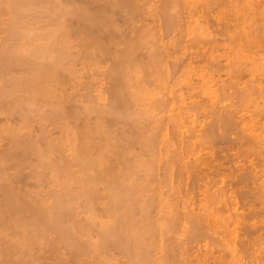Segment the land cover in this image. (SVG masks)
I'll use <instances>...</instances> for the list:
<instances>
[{
  "label": "bare ground",
  "instance_id": "1",
  "mask_svg": "<svg viewBox=\"0 0 264 264\" xmlns=\"http://www.w3.org/2000/svg\"><path fill=\"white\" fill-rule=\"evenodd\" d=\"M77 1L79 2L77 3ZM77 1H75L76 3H74L71 0H0V29H3V32H5L4 38L2 37L3 42L0 41V43H2L0 44V83H2L1 81H6V84H0V97H2L0 98V264H107L108 261H115V264H191L192 261L190 259L188 260V258L186 259V256L184 259L182 252H184V254L186 255L185 250L182 251L181 248H177V250H181L180 253L175 250L174 246H178L175 245L177 242L174 244H158L163 242L162 239H166L167 233L169 231L174 230L173 221H178L176 217V213L178 212L177 206L172 205L169 198V201H165V199L164 201H168L170 205L176 208H170L172 212L177 211L175 213L176 215H174V213L171 214V211L167 215H164L165 213H163V211L169 209L168 206H170L168 202V204L166 203V208V206L163 204V201L161 202L164 206H160L159 201L156 200L157 202H159V204L154 201L156 194L155 187L157 185H155V183V187H153V180L151 179L153 175L157 177L156 173H154V167H156L155 165L158 159H161V157L158 158V156H156L158 155L156 147L161 141H163L162 137L164 134L162 133V129L164 127H162L161 125V123L163 124L161 120L165 117H161V119L159 120L160 117H158L157 114L156 116L158 118L153 119L155 115L153 116V118L151 117V113L148 112L150 110L148 104L145 105H148L147 112L149 114H146L147 112L145 109L144 111L142 109L138 110L140 108V105L141 108L143 107V100H145L146 102V95L144 93H147L148 91L146 89L147 84H144V87L143 83L145 82V77H148L149 75H146L144 77L145 79H141L143 77L141 75L142 71L146 70L147 73H150L148 72L150 71L149 68L154 69L160 66L161 63L163 64V61L165 59L162 61V59H160L161 56L159 55H161V53L164 51L159 52V48L157 49L153 47L155 43L152 44V41H154L155 39H151L152 41L149 40L151 38H148L149 36L147 32L149 31L141 32V30L139 32V26L138 29H136L137 31H135V33V29L132 30L133 28L131 27V31L134 34L132 33V36L129 35L130 37L127 35L129 38H126L125 36V38L117 41L115 40V38H119V35L116 34V36L114 33L113 36L115 38L112 37L111 27H113V31H117L118 25L117 23H113V18L111 17L110 12H107V10H105L106 7L108 6L107 9H109L110 11H114L115 8L116 10H119L120 8H123V4L125 6H131L134 3L136 4V1L138 0H90L92 2H95L96 4L98 2L97 9H99V7L101 8V6H99V4L101 3L100 5L103 6L101 10H92L93 8L91 6L89 8L88 3H86L87 1ZM144 1L146 2L147 0ZM217 1L219 0H206V2H210L213 4H215L214 2ZM227 1L228 0H226V2ZM249 1L247 2L248 5L244 0L242 1L245 2L247 6V10L244 9L245 12H248H246V14L243 11V7L245 6L244 3V6L240 4L241 8H238V5H236V8L234 3V5L230 4V8H227V10L230 9L228 11L225 10V7L227 6L222 8L218 7L219 5L223 6L222 3L225 4V2L221 1V4L217 2L218 4L217 6H215L219 8L217 12H220L221 10V15L226 12L225 15H222V17L224 18V16H227V20L226 18H224L226 21H228L226 22L227 24L229 23V20L231 23L233 19L237 23L239 22V24L236 23V25L239 26L238 28H240L239 31L237 30V28H232L233 30L235 29L237 31H233L234 36L231 37L236 38L233 39V41H238L240 39H237V37H241V40L244 39L243 41H245V43L247 44L245 45L247 47L249 46L248 43L251 42L253 44H251V46L253 47L257 46L258 48L260 46L261 48L262 46L263 49H258L264 52V2L259 3L260 0H257L258 3L255 2V4L254 2H252L254 3V6H252L251 1L253 0H251L250 2ZM69 2H72L73 4H70ZM165 2L166 0L164 1V3ZM170 2L174 3L175 5V2L173 0L169 1L167 5L166 3L162 4L163 7L159 6V4L157 3V6L161 7L160 12L164 13L165 11V13H167L166 10L171 9V5L172 8H174L175 6ZM179 2H177V4ZM186 2L188 3V0ZM232 2H235V0H233ZM203 3V6L205 4H208L205 3V0L203 1ZM210 3L208 5L209 7L212 6ZM150 4L148 5V9L150 8ZM129 6L128 9H131L129 8ZM177 6L178 5H176V9ZM231 6L235 7L237 10H234V8ZM152 8L154 9V7ZM184 8L186 9L187 7ZM133 9H136V6ZM44 10H46L47 13ZM192 10H195V12H197L196 8ZM39 11H44V13L47 14L46 18L44 17V20H42L43 17L41 19V15L40 17L36 16V13ZM175 11L178 10H174V12ZM242 11L244 12L243 14H241ZM40 14H42V12ZM148 14L149 13L147 12V16ZM176 14H179V11ZM63 15H66L67 17L64 16L65 18L59 21L58 19H60V17L62 18ZM215 15L213 17H215ZM3 16H5V18H3ZM70 16H73V18H70ZM218 16L220 17V14ZM151 17L150 19H152ZM165 17L167 16L165 15ZM216 18L218 17L216 16ZM67 19H69V21L74 19L73 21H70L73 24L70 23ZM234 20L233 22L235 23ZM43 21H46L47 23H44V25L43 23H41L43 26L38 24L39 26L37 25V27H33L35 26L33 24ZM143 24L145 25V23ZM107 31L110 32L108 33L109 36L107 35ZM118 34H120V32ZM231 43L233 44L232 41ZM143 46H146L147 48H145L149 50L148 55L146 56V61H142L140 60V58H138V51ZM157 46L158 45H156V47ZM251 46H249V48ZM253 50L255 51V49ZM100 56H102L103 59L101 58L100 60L97 58H100ZM106 60H109L110 65H108L109 63L107 64L108 61ZM105 61L108 67L103 69L101 68V66H103V64L101 65V63H104ZM178 62L177 64H179ZM78 63H81L83 66L81 67L80 64L79 67H77ZM172 64L173 62L169 65L171 66ZM262 64H264V61ZM99 67L103 69L102 73L106 69L105 73H103L105 74V76H102L106 78L104 80L107 81H105V84L107 86H101L104 90L107 88V91H105L109 95L108 99H110V103H108L110 105L107 104L109 108L106 107V109L102 108L104 105L102 106V104L98 105L97 102L95 103V101H98V99L101 100V98H95V96H100L99 94L103 91H100L99 89V81L97 82L98 79L95 81L96 77L101 74V72H99L101 71L99 70ZM19 69L20 72L18 71ZM170 69L172 68L170 67ZM86 72L88 75H86L88 80H86V82L84 83H81L82 80H80L79 78H83ZM139 75H141L142 77ZM148 80H146V82ZM150 84L151 83H149V85ZM65 85H68V92L65 89ZM80 87H85V94H77L79 93L78 89H81ZM250 87L252 86H249V89ZM145 89L147 91L143 93ZM95 91L96 95L94 96ZM196 94L199 95V93ZM78 95H81L82 98L84 96V103H87L88 105H75L77 101L82 100V98H79L80 96ZM76 96L79 100H76ZM240 98H242V96ZM190 99L192 101L193 98ZM209 100L210 99L204 100V103L199 99L197 101H201L200 103H203V107H205L204 104H208L206 106L213 108L214 106ZM78 103L80 104V102ZM192 103L194 104L195 102L192 101ZM200 103L197 102L194 105L200 106L201 109H203L202 104ZM155 104L159 105V103L157 102ZM162 104L163 103L160 102V106ZM145 105L144 108H146ZM163 105L165 107L166 104ZM169 105H172V102ZM135 106L136 108L137 106L139 108L134 110L133 108H135ZM160 106L159 108H161ZM259 106L260 105H258L259 110L255 108V111L257 112L258 110V115L263 118L264 113H262L260 110L264 111V107H262L264 105L262 104L260 107ZM167 107L169 106L165 107L166 110ZM200 107H196V109H199ZM169 108L168 110L171 111ZM179 108L177 110H183L181 108L180 110ZM190 112L191 111H189V113ZM142 113L145 115H142ZM173 113L171 114V116L173 115ZM215 113L213 112V115ZM235 113L236 111H228L225 113L224 111L223 113H219L218 111L217 115L215 114L216 116L212 118V120L210 121V123H208L206 129L204 130V133H206V135H202L204 133H201V136H208V138L210 137V139H208L210 141H214L215 143L219 142L223 145L225 144V148L222 149V151L225 150L227 152L226 154H223L222 156L212 157V155L202 156L204 155L202 153L201 156H196L195 158L193 155L194 158H190L193 150L194 152L196 150H192L194 144L191 143V140H188L187 142L193 144L191 146L192 148L189 147L190 143H186V141H184L186 145L189 146L186 147L184 143H181L182 146L178 148V151L180 149L181 150L177 154L176 149H173L175 152L173 150H169V145L173 143L170 142L172 138L169 137V140L164 141L166 154H164L165 159L162 157V159L164 160H162L163 164H160L162 166L161 169L163 170L161 174H166V171L173 166H175V168H178L181 164H184L185 166L187 165L188 167L186 168L182 166L181 167L184 168V170L189 168V170H191L192 172V174L189 172L192 176V179L189 178V175L187 177L191 179V181H189L190 183L188 182V186L192 190L193 188H196V186L201 184V182L204 183L203 181H201L197 185L199 180L202 179H209V183L214 180H218V178L215 179L216 177H219V179L220 177L221 179L223 177H227L228 179H230L231 185H233L232 187H236V190L233 191V194L235 193L236 198L242 200V211H237L239 210L237 209L238 206H236L237 208L233 207L234 210H232L234 212L233 214H230L231 212H228V214L231 215H228V219L233 218V221L231 220V222H233L234 225H238V229L243 231L242 236L244 240L245 238H247V236L249 237L251 234L254 235L256 233L255 236H257L258 234L257 238L261 242V240H264V214L262 213L263 211L259 209L260 207H257L254 200L258 199L259 193L261 195H264V193L262 191V193L259 192V188L262 189V187H257L259 191L256 189V186L259 184H254L258 182V180L257 182L255 181L256 174L259 171L258 169L261 167L260 171L262 172V169L264 170V129L262 130V127L264 128V121H262L263 123L260 122L262 123V127L261 129H258L260 128V126L258 127V125L260 124H253L252 118L249 119V123L248 120H246V117L244 118L243 115L237 116V114ZM176 114H174L175 117H177ZM168 115L170 114L166 115L167 119H170L169 121H171L172 118L174 120L173 122H175V119H181L180 114H178L179 117L177 118H174V116H172V118L171 116H169L168 118ZM245 120L248 122H246V128L243 126L239 131L236 130L239 129L238 127H241L242 124L244 125L243 122H245ZM179 121L181 123L182 119ZM179 121L177 122L178 124ZM33 123H38V130L36 129L37 131H35ZM251 123L253 127L256 125L257 128H255L259 131L256 130L257 132L254 133L255 131L253 132L252 129H248L247 124H249V128H252V126L250 127ZM32 127L34 128V130L31 129ZM54 129L57 130L55 131ZM215 129H222V133L218 135L217 133H215ZM54 131L56 133L58 131L60 136H55L56 133ZM180 132L181 130L179 129V133ZM188 133H190V131ZM233 133L235 134V137L231 136ZM182 134L179 136L183 137ZM191 134H195V132L192 133L191 131ZM179 140L183 141L182 138ZM183 144L185 146H183ZM183 147L185 148V150L182 149ZM158 149L159 148H157V150ZM169 151L173 153H170ZM187 151H189V153ZM190 151H192V153H190ZM186 152L190 155L185 154ZM183 154L188 156L190 160L189 158H186V156H183ZM184 158L186 159V161ZM226 164H228V166ZM225 165L227 167H225ZM179 169L180 171L176 170L178 174H180V172L184 173V170H181L180 167ZM26 170L27 172H23ZM151 172H153L154 174H151ZM176 173L174 175H176ZM177 176L178 175H176V177ZM156 177L154 178L156 179ZM180 177L182 178V176ZM162 179H159L160 183L163 182L161 181ZM183 179L184 178H182L181 182H183ZM257 179L260 178L257 177ZM165 181L166 180H164V184ZM260 181L264 182L262 180ZM184 182L183 185H181L182 188H184V184L187 182V180L185 183ZM252 183H254L253 186L255 188L251 186ZM168 184L166 182V185ZM208 184H206V186H208ZM261 184H263L262 186H264V183ZM53 185L57 188H53ZM190 188L188 190L192 192ZM184 189L186 191V188ZM188 190L187 194L189 193ZM158 192H160V190H158ZM162 192H160V194H162ZM191 192L189 194H191ZM213 192H215V190ZM203 193L204 192H202V194ZM184 194L187 195L186 193ZM261 195L259 196V198L261 197ZM166 197L168 196L166 195ZM188 197H185L187 198V201ZM161 198L163 199V197ZM182 200L183 199L179 198L180 202H182ZM257 201L260 203V199ZM154 202H156V204ZM232 203H237V200H235V202H231V206ZM231 206L230 209L232 208ZM155 207L157 208L155 209ZM163 207H165L166 209L164 210ZM154 209L156 212L153 211ZM200 209V207L198 208V210L194 208H187L188 211L185 213V217L188 218L189 223H191V225L189 224V228L191 227L190 229H194L195 227H197L199 229L197 231L201 233L199 234L197 231H195V233H198L199 236L204 233L203 230L205 227L202 228L201 226H203L205 222V225L207 224L206 226H212L208 223L209 221H213L207 219L210 214L205 215L206 213H200L201 211L205 210L204 206L201 211ZM224 209L225 211L229 210L227 208ZM214 210L216 209L214 208ZM152 211L159 215L156 219ZM211 212H213V210ZM223 215L221 214L220 216ZM175 217L176 220L174 219ZM215 218L216 217L214 216V219ZM218 218L215 219L217 223L221 222L218 220ZM256 218H258L257 222L255 221ZM161 219H165V222L163 221V223H161L160 221L159 223L158 221ZM251 221L255 222L252 223ZM259 222L261 223V225L259 224ZM186 224L187 223L183 224L185 225L184 227H188L186 226ZM215 224L213 226H215ZM257 224H259V226ZM153 227H159L160 229L158 228V230L160 231H158L156 228L154 229ZM184 227L182 228L183 231H189V228L187 229ZM151 228L154 231H151ZM234 228L233 230H231V234H233V231L235 233V230L237 229ZM156 231H158L159 234ZM223 234L225 233L223 232ZM155 235L156 237L159 236L157 238H160L159 241L161 242L156 239ZM251 236L248 240L246 239V241H249V243ZM260 237H262V239H260ZM175 240H173V242H175ZM244 240L242 239L241 243H245V245H247L246 242L243 243ZM253 240H255V238ZM253 240H251V242L255 244L256 240L255 242ZM177 241H179V239ZM238 243L240 242H237V244ZM180 244L181 242L179 243V245ZM240 244H238V246ZM233 245L235 246V244ZM240 246L243 247L242 245ZM227 248H229V246H227ZM244 249H248V246ZM174 250L179 254L176 253L175 255ZM229 250H231V248H229ZM232 251L233 249L231 250V252ZM195 254L194 256H196ZM231 256H233V252ZM122 258L123 260H120ZM199 258L197 257V260L195 259L197 261L196 264H210L208 263V261H206V257V260L203 257V259ZM262 259L264 260V257ZM213 261L219 262L220 258L219 260ZM221 262L222 261H220L219 263ZM192 264H194V262Z\"/></svg>",
  "mask_w": 264,
  "mask_h": 264
},
{
  "label": "rangeland",
  "instance_id": "2",
  "mask_svg": "<svg viewBox=\"0 0 264 264\" xmlns=\"http://www.w3.org/2000/svg\"><path fill=\"white\" fill-rule=\"evenodd\" d=\"M67 1V0H66ZM70 1V0H69ZM72 2H74V3H76L75 1H77V0H71ZM82 0H80V2H81ZM84 2H86V3H88V5H89V8H90V6L93 8H91L92 10H101V8L103 7L102 5H100L99 4V6H101V8L99 7V9H97L98 8V2H97V4L95 3V2H92V1H90V0H83ZM147 1H148V4H147ZM146 2L143 0H138V1H136V4L134 3V4H132L134 7L136 6V9H133L134 7L132 6H129V8H131V9H128V6L126 5H124L123 4V8H118L119 10H116V8H115V10L113 11H110L109 9H107V7H106V9H105V7H104V9L105 10H107V12H110V14H111V17L113 18V23L114 24H116L117 23V31L115 30V31H113L114 29H113V27H111L112 28V32H111V34H112V37H114L113 36V33L116 35H119V38L118 37H114L115 38V40H117V41H120V39H123V38H125V36H126V38L129 36V35H131L133 32L131 31V29L132 30H134V33H135V31H137L136 29H138V26H139V29H138V31L140 32L141 30V32H143V31H149V32H147V34H148V38H150L149 40H151V39H155L154 41H152L153 43L152 44H156V45H158L157 47H156V45L154 44V46L153 47H155V48H159L158 49V51L159 52H161V51H164V52H162L161 53V55H159V56H161V58L160 59H162V61H163V64L161 63V67L160 66H158L157 68H152V69H150L149 68V70L150 71H148V72H150V73H147V71L145 70H143L142 71V76L141 75H139V76H141L142 78L141 79H143L146 75L148 76V77H145L144 79V83H143V86L145 87V85H146V89L148 90H144L143 91V93L145 92V91H147V93L149 94V96H148V94L147 93H144L145 95H146V102H145V100H143L144 101V105L145 104H148L149 105V111L147 110V106L145 105V107L146 108H144V105H142L143 107L141 108V105L138 107L137 106V108H139L138 110H140V109H142L143 111H144V109L146 110V112L148 111L149 113H151V117L153 118V116H154V118L153 119H157L158 117H160L159 118V120L161 119V117H165V118H162V120H165V121H162L161 120V122H163V124L165 125V126H167V127H165L162 123H161V125H162V127H164L162 130V133L164 134L163 135V137H162V139H163V141H161L159 144H158V146L156 147V151H157V154L158 155H156V156H158V158L159 157H161V159H158V161H157V163H156V167H154V169H155V171H154V173H156V175H157V177L156 176H154V177H156V179L153 177H151V179L153 180V182H152V186L153 187H155V185H161V187H160V185L157 187H155L156 188V194H155V199H154V201H159L160 202V206H166V203L170 200V203L172 204V205H174V206H177V211H175V212H172V210L170 209V208H175V207H173L172 205H170V203H169V205L170 206H168V208L170 209H167V210H165L166 208H167V206H166V208L165 207H163L164 208V210L167 212H165V211H163V213H165L164 215H167L170 211H171V214L172 213H174V215H180V216H177L176 215V217H177V219H178V221L176 220V217L174 218L176 221L174 222L173 221V226H174V230L173 231H169L168 233H167V237H166V239H162L163 240V242L162 243H158V244H163L164 245V243H169V244H174V243H180L181 242V244L179 245V243L177 244H175V245H178V246H181V247H178V246H174V248H175V250H177V248H181V250L182 251H186L185 253H186V255L184 254V252H182L183 253V256H184V259H185V256H186V259L188 258V260L190 259L191 261H192V263L194 262V264H196L197 263V257L199 258V257H201V258H199V259H205V257H206V261H208V263H210L211 264V262H212V264H264V260L262 259L263 257H264V240H261V242L259 241V239L257 238L258 237V234H257V236H255L256 235V233L254 234V235H250L251 236V239H250V243H249V241H246V239L248 240L249 238H250V236L248 237L247 236V238H245V240H244V238H243V236H242V234H243V231L242 230H240V229H238V225H234L233 224V222H231V220L233 219H228V212L230 213V214H233V207H236V206H238V208L237 209H239V210H237V211H242V200H239V198H236V195H235V193L233 194V191L234 190H236V187L234 186V187H232L233 185H231V181H230V179H228L227 177L225 178V177H223L222 179H221V177H220V179H219V177H216L215 179H217L218 178V180H214V181H212L211 183H209L208 181H209V179H202V180H199V182L197 183V185L201 182V181H203L204 183H202L201 182V184H202V186H201V184H199L198 186H196V188H193V190L188 186V182L189 181H191V174H192V172H191V170H189V168H187V169H185L186 170V172H185V170H184V168H182V167H188L187 165L185 166L184 164H181L179 167L181 168V170H184L183 172L184 173H182V172H180V174H178V172L176 171V170H179L180 171V169H179V167L178 168H175V166H173V167H171L170 169H168L167 171H166V174L164 173H162L161 174V172H163V170L161 169L162 168V166L160 165V164H163V159H162V157L165 159V157H164V154H166L165 153V148H164V141L166 140H169L170 138H172V140H170V142L172 143L171 145H169L170 146V148H169V150H177V154H178V152L181 150H179L178 151V148H180L181 146H182V144L181 143H184L185 145H186V143H190V142H187L188 140H191V143H193V144H189V145H186V147H191L192 145L195 147H191L192 148V150L193 149H196L195 150V152H194V150H193V153H192V151H190V153H192V155H191V157L190 158H192L193 157V155H194V157L196 158V156H201L202 155V153L204 154V155H202V156H209V155H212V157L214 156V157H217V156H222L223 154H226L227 152L224 150V151H222V149H224L225 148V144L223 145L222 143H215L214 141H210V140H208V139H210V137L208 138V136H206V137H204V136H201V133H204V130L206 129V127H207V125H208V123H210V121L212 120V118H214V116H216L217 115V113H218V111H219V113H223V111H224V113L225 112H228V111H232V112H235L236 111V113L235 114H237V116L239 115H243L244 116V118L246 117V120H248V122H249V119H253L254 120V118H255V120L253 121L252 120V123L253 124H260V125H258V127L260 126V128H258V129H261V127H262V121H264V117L262 118L261 116H259L258 115V105H264V68H263V66H264V64H262L263 63V61H264V52H262V50L260 51L259 49H263V47L261 46V48H260V46L257 48V46H251V42H247L248 43V45L249 46H251L250 48H249V46L247 47L246 45V43H245V41H243V40H241L242 38L240 37V38H238L237 37V39H240V40H234L233 41V39H236L235 37L233 38V37H231V36H234L233 34H234V30L232 29V28H237V30L239 31L240 30V28H238L239 26L238 25H236V21H235V23L233 22V20L231 21V23H230V20H229V23L227 24L226 22H228V21H226L227 20V16L225 17L224 16V18H226V20L222 17V15H225V13L226 12H224V14H222L221 15V10H220V12H217L218 11V9L221 7H225V6H227V7H225L226 9L225 10H227V8H230V4L232 5L233 3L235 4V7H236V5H238V8L240 7L241 8V5L240 4H242L243 5V3L245 4V2H246V4H247V2L249 1H247V0H244L245 2H242L243 0H235V2H232L233 0H228L227 2H226V0H221L222 2H225V4L224 3H222L223 4V6L221 5H219L218 7L219 8H217L216 6H217V2H219V1H217V2H214L215 4H213V3H210V2H206V0H205V3H208V4H205L204 6H203V1L202 0H188V3L186 2L187 0H173L174 2H175V5H174V3H172V2H170V3H172L175 7L174 8H172V5L170 6V8L171 9H167L166 10V12L167 13H165V9L163 10L164 11V13H162V12H160V10H161V7H163L162 6V4H165L168 0H166V2L164 3V1L165 0H147ZM153 1V2H152ZM158 1V2H157ZM169 1H171V0H169ZM168 1V2H169ZM180 1V2H179ZM181 1H182V3H181ZM191 1V2H190ZM195 3H194V2ZM209 1V0H208ZM221 1L219 2L220 4H221ZM251 1V0H250ZM249 1V2H250ZM71 2V3H72ZM79 1H77V3H78ZM135 2V1H134ZM138 2V3H137ZM150 2H151V4H150ZM167 2V3H168ZM177 2H179L178 4H177ZM232 2V3H231ZM237 2V3H236ZM252 2H256V3H258L257 2V0H253V1H251V5L252 6H254L253 4L254 3H252ZM261 2H264L263 0H260L259 1V3H261ZM70 3V2H69ZM70 3V4H71ZM90 3V4H89ZM94 5H92V4ZM140 3V4H139ZM146 3V4H145ZM152 3H156L155 5L154 4H152ZM159 4V6H161V7H158L157 5ZM161 3V4H160ZM167 3H166V5H167ZM200 3V4H199ZM209 3L212 5L211 7H209L208 5H209ZM228 3H229V5H228ZM255 3V4H256ZM73 4V3H72ZM143 4H145V5H143ZM150 4V8L148 9V5ZM194 4H195V6H194ZM197 4V5H196ZM233 4V5H234ZM246 4H245V6H246ZM250 4V3H249ZM104 5V4H103ZM166 5H165V8H166ZM176 5H178L177 6V9H176ZM187 7L186 9L183 7ZM200 5H201V7H200ZM216 5V6H215ZM248 5V4H247ZM124 6H125V8H124ZM169 6V5H168ZM197 6V7H196ZM229 6V7H228ZM244 6V5H243ZM242 6V7H243ZM244 6V7H245ZM95 7V8H94ZM152 7H154V9L152 8ZM160 8V9H158V8ZM188 7H189V9H188ZM203 7V8H202ZM207 7V8H206ZM231 7H233V6H231ZM235 7H233L234 8V10L237 8H235ZM243 7V11L245 12V10L244 9H246L247 8V6L244 8ZM155 8H156V10H155ZM169 8V7H168ZM191 8V9H190ZM196 8V11L197 12H195V10L193 11L192 9H195ZM201 8V9H200ZM103 9V10H104ZM133 9V10H132ZM151 9V10H150ZM147 10V11H146ZM148 10H150V11H148ZM169 10V11H168ZM174 10H178L179 11V14H176L178 11H175L174 12ZM187 10V11H186ZM191 10H192V12H191ZM216 10V11H215ZM228 10H230V9H228ZM227 10V11H228ZM237 10V9H236ZM247 10V9H246ZM45 12H46V10H44ZM44 11H39V12H37L36 13V16L37 17H40V15H41V19H42V17H43V19L42 20H44L45 18H46V16H47V12L46 13H44ZM200 11H201V13H200ZM203 11V12H202ZM223 11V10H222ZM232 11V10H231ZM240 11V10H239ZM241 12V14H243L244 12ZM42 12V14H40ZM146 12V13H145ZM147 12L149 13L148 14V16H147ZM151 12V13H150ZM155 12V13H154ZM186 12V13H185ZM195 12V13H194ZM247 12V11H246ZM246 12H245V14H246ZM39 13V14H38ZM153 13V14H152ZM194 13V14H193ZM218 13V14H217ZM239 13V12H238ZM248 13V12H247ZM163 14H165L167 17H165V15H163ZM176 14V15H175ZM189 14V15H188ZM206 14V15H205ZM208 14V15H207ZM215 14H217V15H215ZM220 14V17L218 16ZM244 14V15H245ZM45 15V16H44ZM151 15H152V17H151ZM172 15H173V18H172ZM174 15H175V17H174ZM215 15V17H213ZM67 17L66 15H63V17L61 18L60 17V19H58L59 21L62 19L63 20V18H65V17ZM152 18V19H150V17ZM169 16V17H168ZM216 16L218 17V18H216ZM6 17H8V16H6ZM45 17V18H44ZM221 17H222V19H221ZM3 18H5V16H3ZM70 18H73V16H70ZM170 18V19H169ZM175 18V19H174ZM249 18V17H248ZM256 18V17H255ZM167 19H169V20H167ZM247 19V18H246ZM57 20V21H58ZM65 20V19H64ZM68 21H69V19H67ZM74 19H72V20H70V21H73ZM174 20V21H173ZM216 20V21H215ZM248 20V19H247ZM69 21V22H70ZM169 21V22H168ZM171 21H172V23H171ZM41 23H43V25H44V23H47L46 21L44 22H37L36 24H33V25H35V26H33V27H37V25L38 24H40L41 26H43ZM70 23H72V22H70ZM69 23V24H70ZM75 23V22H74ZM143 23H145V25L143 24ZM73 24V23H72ZM71 24V25H72ZM143 24V25H142ZM233 24H234V26H233ZM237 24H239V22L237 23ZM148 25V26H147ZM39 26V25H38ZM136 26V27H135ZM140 26H142V27H140ZM231 26V27H230ZM132 27V28H131ZM148 27V28H147ZM217 27V28H216ZM227 27V28H226ZM152 28H154V29H152ZM146 29V30H145ZM148 29V30H147ZM151 29V30H150ZM230 29V30H229ZM228 30H229V33H228ZM231 30H232V32H231ZM110 31H111V29H110ZM0 34H2V35H0V41H2L3 42V38H4V36H5V32H3V29L1 30L0 29ZM116 32V33H115ZM120 32V34H118ZM152 32H153V35H152ZM222 32H225V33H222ZM227 32V33H226ZM235 32H237L236 30H235ZM106 33V32H105ZM108 33H110V32H108L107 31V35L109 36V34ZM133 33V34H134ZM146 33V32H145ZM150 33H151V35H150ZM231 33H232V35H231ZM104 34V33H103ZM226 34V35H225ZM106 35V34H105ZM106 35V36H107ZM116 35V36H117ZM128 35V36H127ZM154 35H155V37H154ZM230 35V36H229ZM106 36H104V37H106ZM132 36V35H131ZM153 36V37H152ZM3 37V38H2ZM130 37V36H129ZM128 37V38H129ZM229 37V38H228ZM227 38V39H226ZM231 38V39H230ZM2 39V40H1ZM228 40V41H227ZM247 40H250V39H247ZM151 41H149V42H151ZM228 43H227V42ZM231 41L233 42V44L231 43ZM177 42V43H176ZM230 42V43H229ZM179 43V44H178ZM226 43H227V45H226ZM0 44H2V43H0ZM151 44V45H152ZM229 44V45H228ZM231 44V45H230ZM246 44V45H245ZM176 45V46H175ZM253 45V44H252ZM144 47V48H143ZM143 47H141V49H139V51H138V54H139V56H138V58H140V60H142V61H146V56L148 55V52H149V50L148 49H146L147 47L146 46H143ZM146 47V48H145ZM176 47H179V48H176ZM247 47V48H246ZM253 47V48H252ZM143 48V49H142ZM148 48H149V44H148ZM173 48V49H172ZM211 48V49H210ZM232 48V49H231ZM146 51H145V50ZM160 49H162V50H160ZM208 49V50H207ZM249 50V52H248V50ZM253 49H255V51L253 50ZM257 49V50H256ZM148 50V51H147ZM205 50V51H204ZM216 50V51H215ZM228 50V51H227ZM253 50V51H252ZM141 51H143V52H141ZM171 51V52H170ZM202 51V52H201ZM212 51V52H211ZM252 53H251V52ZM260 51V52H259ZM264 51V50H263ZM173 52V53H172ZM174 52H175V55H174ZM214 52V53H213ZM217 52V53H216ZM147 53V54H146ZM198 53V54H197ZM204 53V54H203ZM207 53V54H206ZM247 55H246V54ZM255 53V54H254ZM260 53V54H259ZM146 54V55H145ZM249 54V55H248ZM141 55V56H140ZM166 56V57H164V56ZM168 55H169V57H168ZM195 55V56H194ZM208 55V56H207ZM214 55V56H213ZM163 56V57H162ZM174 56V57H173ZM201 56V57H200ZM171 57V58H170ZM255 57V58H254ZM98 59H100L101 60V58H102V56H100V58L99 57H97ZM183 58V59H182ZM261 58H263V59H261ZM103 59V58H102ZM144 59V60H143ZM181 59H182V61H181ZM167 60V61H166ZM106 61H108L107 62V64L109 63V60H106ZM106 61L103 63H101V65L103 64V66H101V68H107L108 67V65H110V63L107 65L106 64ZM179 61V62H178ZM173 62V66L171 65H169L170 63H172ZM174 62H175V64H174ZM177 62L179 63V64H177ZM182 62V63H181ZM255 62V63H254ZM99 63V64H100ZM166 63V64H165ZM184 63V64H183ZM251 65H250V64ZM262 65H261V64ZM81 64V63H80ZM79 63H78V66L77 67H79V65H80ZM105 65H106V67H105ZM164 65V66H163ZM81 67L83 66L82 64L80 65ZM189 66V67H188ZM227 66V67H226ZM228 66H230V67H228ZM80 67V68H81ZM169 67V68H168ZM170 67L173 69H170ZM181 67V68H180ZM184 69H183V68ZM254 67V68H253ZM100 67H99V70H101V71H99V72H101V74H99V76H97L96 77V79H95V81L97 80V82L99 81V89H100V91L101 90H103L99 95L100 96H102V97H100V96H98V97H96L95 95H96V91H95V93H94V96H95V98H101V100L100 99H98V101H95V103L97 102V104L98 105H101L102 104V108H105L106 109V107L107 108H109V106H107V104L108 103H110V99H108V97H109V95H108V93L106 92L107 90V88L104 90V89H102V85H103V87H104V85H106L105 83L107 82L106 80H104V79H106V78H104L103 76H105V74H103V73H105V70L103 71V73H102V70L103 69H101ZM163 68V69H162ZM166 68V69H165ZM178 68V69H177ZM259 68V69H258ZM177 69V70H176ZM82 70H84V69H82ZM81 70V71H82ZM162 70V71H161ZM166 70V71H165ZM250 70V71H249ZM255 70H257V71H255ZM19 72H20V69L18 70ZM85 71H86V69H85ZM172 71V72H171ZM244 71H246V72H244ZM84 72V71H83ZM153 72V73H152ZM254 72H258L257 74L256 73H254ZM245 73H246V75H245ZM81 74V73H80ZM140 74V73H139ZM145 74V75H144ZM155 74V75H154ZM165 74V75H164ZM18 75H22V74H18ZM87 72L85 73V75L83 76V78L82 77H80L79 79L80 80H82L81 81V83L83 82H86V80H88L87 79ZM103 75V76H102ZM263 75V76H262ZM153 76V77H152ZM169 76V77H168ZM171 76V77H170ZM244 76V77H243ZM248 76V77H247ZM260 76V77H259ZM8 77V76H7ZM86 77V78H85ZM149 77H151V78H149ZM78 79V80H79ZM149 79V80H148ZM151 79V80H150ZM85 80V81H84ZM101 80V81H100ZM104 80V81H103ZM146 80H148L147 82H146ZM244 80V81H243ZM106 81V82H105ZM259 81V82H258ZM2 83H4V84H6V81H1ZM253 82V83H252ZM2 83H0V84H2ZM100 83H101V85H100ZM149 83H151L150 85H149ZM246 83V84H245ZM145 84V85H144ZM233 84V85H232ZM250 84V85H249ZM235 85V86H234ZM66 86V85H65ZM65 86H64V88H65ZM68 86V85H67ZM67 86H66V91L69 89H67ZM70 86V85H69ZM83 86V85H82ZM107 86V85H106ZM224 86V87H223ZM249 86H252V87H250V89H249ZM232 87H233V89H232ZM81 88V87H80ZM83 88V89H82ZM81 89H78L79 90V93H77V94H85V92H86V90H85V87H82ZM149 88V89H148ZM152 88V89H151ZM201 88H202V90H201ZM226 88V89H225ZM249 90H248V89ZM98 89V90H99ZM196 89V90H195ZM198 89V90H197ZM223 89V90H222ZM245 89V90H244ZM252 89V90H251ZM71 90V89H70ZM248 90V91H247ZM69 91V90H68ZM67 91V92H68ZM83 91V92H82ZM197 91V92H196ZM200 91V92H199ZM232 91V92H231ZM82 92V93H81ZM94 92V91H93ZM105 92V93H104ZM212 93V95H211V93ZM188 93V94H187ZM193 95H192V94ZM196 93H199V95L198 94H196ZM208 93H209V96H208ZM229 93H230V95H229ZM233 93V94H232ZM236 93V94H235ZM246 93H247V95H246ZM102 94V95H101ZM105 94V95H104ZM143 94V95H144ZM151 94V95H150ZM179 94H180V96H179ZM182 94H183V96H182ZM190 94V95H189ZM206 94V95H205ZM214 94V95H213ZM224 94V95H223ZM238 94V95H237ZM241 94V95H240ZM144 95V96H145ZM185 95H186V97H185ZM195 95V96H194ZM201 95V96H200ZM204 97H203V96ZM211 95V96H210ZM229 95V96H228ZM78 96H80L79 98H82V96L81 95H78ZM176 96V97H175ZM217 96V97H216ZM220 96V97H219ZM226 96V97H225ZM242 96V98H240ZM251 96V97H250ZM152 97V98H151ZM171 99H170V98ZM184 97V98H183ZM193 98L192 99V101L193 102H195L194 104H196L197 102L198 103H200L201 101L204 103V100H208V99H210L209 101L210 102H212V105L214 106L213 108H211V107H208V106H206V105H208V104H204L205 105V107H203V103H200V104H202V108L203 109H201V107L200 106H197V105H194L193 103H192V101H191V99L190 98ZM0 98H2V97H0ZM83 98H84V96H83ZM83 98H82V100H83ZM92 98V97H91ZM108 100H107V99ZM144 98V97H143ZM150 98H151V100H150ZM156 98V99H155ZM159 98V99H158ZM167 98V99H166ZM184 100H183V99ZM205 98H207V99H205ZM219 98V99H218ZM222 98V99H221ZM157 99H158V101H160L161 103H163V104H166L165 105V107L166 106H169V107H167V110H168V108L171 110V111H167L166 109H165V107H164V105L162 104L161 106H160V102H158L157 101ZM162 99V100H161ZM179 99V100H178ZM195 99H196V101L199 99V100H201V101H195ZM214 99V100H213ZM241 99V100H240ZM76 100H79L78 98H77V96H76ZM77 101L76 103H75V105H77L78 104V106L80 105V106H84V105H88L87 103L85 104L84 103V100L83 101ZM163 101V102H162ZM167 101H170V102H167ZM186 101V102H185ZM189 101V102H188ZM209 101H208V103H209ZM224 103H223V102ZM226 101V102H225ZM238 103H237V102ZM78 102H80V104L78 103ZM100 104H99V103ZM159 103V105H158V107H157V105L155 104V103ZM167 102V103H166ZM172 102V105H169L170 103ZM174 102H176V103H174ZM218 102V103H217ZM242 102V103H241ZM252 102V103H251ZM180 103V104H179ZM183 103V104H182ZM193 105H192V104ZM206 103H207V101H206ZM237 103V104H236ZM249 103V104H248ZM254 103H256V104H254ZM261 103V104H260ZM141 104H143V103H141ZM216 104V105H215ZM228 104V105H227ZM108 105H110V104H108ZM150 105H151V107H150ZM154 105V106H153ZM184 105V106H183ZM255 105V106H254ZM257 105V106H256ZM159 106L161 107V108H159ZM163 106V107H162ZM176 106V107H175ZM191 106H194V107H191ZM234 106H237V107H234ZM259 106V107H260ZM154 109H153V108ZM181 109H185L184 111L183 110H181ZM196 107H200L199 109H196ZM220 107V108H219ZM229 107V108H228ZM233 107V108H232ZM262 107H264V106H262ZM261 107V108H262ZM136 108V106H135V108H133L134 110H136L137 109ZM174 110H173V109ZM180 109L181 111H179V110H177V109ZM216 108V109H215ZM245 108V109H244ZM249 108V109H248ZM254 108V109H253ZM255 108H257L258 110H257V112L255 111L256 109ZM153 109V110H152ZM161 109V110H160ZM163 109H164V111H163ZM188 109V110H187ZM210 109V110H209ZM215 109V110H214ZM222 109V110H221ZM232 109V110H231ZM242 109V110H241ZM264 109V108H263ZM174 111V113H173V111ZM175 110H176V113H178V111H179V113L178 114H180V118L182 119V121H181V123H180V121L179 120H181V119H175V122H176V124H175V122H173L174 120H173V118H172V116H174V114H176L175 113ZM207 110V111H206ZM211 110H213V111H211ZM220 110H221V112H220ZM239 110V111H238ZM166 111V112H165ZM189 111H191L190 113H189ZM193 111V112H192ZM262 113H264V111H262V110H260ZM146 113V114H149V113ZM161 112H163V113H161ZM165 112V113H164ZM213 112L215 113V112H217V113H215L214 115H213ZM256 112V113H255ZM141 113V112H140ZM156 113V114H155ZM161 113V114H160ZM173 113V115L171 116V114ZM181 113H182V116H181ZM189 113V114H188ZM210 113V114H209ZM242 113V114H241ZM158 114V117L156 116ZM167 114H170V115H168V118H169V116H171V121H169L170 119H167ZM178 114H176V116L177 117H179L178 116ZM212 114V115H211ZM245 114V115H244ZM142 115H145V114H143L142 113ZM160 115H162V116H160ZM248 115V116H247ZM258 115V116H257ZM184 116V117H183ZM213 116V117H212ZM3 117V116H2ZM177 117H175L174 116V118H177ZM186 117V118H185ZM189 117V118H188ZM247 117H249V118H247ZM254 117V118H253ZM167 119V120H166ZM245 120V122H243L244 123V125L242 124H240L241 125V127L239 126L238 128L239 129H236V130H240V128H242L243 126L245 127V125H246V121ZM167 121V122H166ZM179 121V124L177 123ZM200 121H201V123H200ZM182 122H183V124H182ZM191 122V123H190ZM247 122V123H248ZM260 122H262V123H260ZM170 123V124H169ZM173 123V124H172ZM188 123V124H187ZM190 123V124H189ZM250 123V122H249ZM252 123L250 124V127L252 126ZM38 124V123H37ZM36 123H33V127H35V131H37L38 130V125H37ZM179 126H178V125ZM119 125H121V124H119ZM118 125V126H119ZM177 125V126H176ZM192 125V126H191ZM248 126H247V128L248 129H252L253 130V132L254 133H256L257 131H259V130H257L256 128V125L253 127L252 126V128H249V124H247ZM263 125H264V123H263ZM182 128H181V127ZM31 128V129H33L34 130V128ZM191 127V128H190ZM256 127V128H255ZM166 128V129H165ZM246 128V127H245ZM255 130H254V129ZM37 129V130H36ZM179 129L181 130V134L183 135V137H181V136H179V135H181L180 133H179ZM188 131H187V130ZM194 129V130H193ZM198 129V130H197ZM201 131H200V130ZM264 128L262 127V130H263ZM55 130V129H54ZM57 130V129H56ZM55 130V131H56ZM167 130V131H166ZM177 132H176V131ZM257 130V131H256ZM261 130V131H262ZM54 131V132H55ZM186 131H187V133H186ZM190 131V133H188ZM191 131H192V133H194L195 132V134H191ZM197 131V132H196ZM217 131V132H216ZM177 134H176V133ZM56 133V132H55ZM55 133H53V134H55ZM57 133H58V131H57ZM56 133V135L55 136H58L59 135V133L57 134ZM166 133V134H165ZM174 133V134H173ZM197 133V134H196ZM215 133H217L218 135L219 134H221L222 133V129H215ZM260 133V132H259ZM61 134V133H60ZM178 135V136H176V135ZM191 134V135H190ZM167 135V136H166ZM193 135V136H192ZM202 135H206V133H204V134H202ZM60 136V135H59ZM190 136H191V139H190ZM196 136V137H195ZM231 136H233V137H235V134L233 133ZM165 137H167V138H165ZM170 137V138H169ZM188 137V138H187ZM199 137V138H198ZM202 137V138H201ZM169 138V139H168ZM177 138V139H176ZM182 138V140L183 141H180L179 139H181ZM195 140H194V139ZM197 138H198V140H197ZM161 139V138H160ZM185 139H187V140H185ZM178 140V141H177ZM175 141V142H174ZM180 141V142H179ZM184 141H186V143L184 142ZM179 142V143H178ZM196 142V143H195ZM213 142V143H212ZM199 143V144H198ZM2 144V143H1ZM163 146H162V145ZM180 146H179V145ZM183 144V146H185ZM222 144V145H221ZM162 146V147H161ZM179 146V147H178ZM198 146V147H197ZM204 146V147H203ZM223 146V147H222ZM218 147V148H217ZM157 148H159L158 150H157ZM161 148V149H160ZM190 148V149H191ZM207 148V149H206ZM209 148V149H208ZM163 149H164V152H163ZM182 149H184L185 150V148L183 147ZM189 149V148H188ZM200 149V150H199ZM173 150V151H174ZM159 151V152H158ZM162 151V152H161ZM208 151V152H207ZM170 152V151H169ZM175 152V151H174ZM188 153H189V151H187ZM187 152L185 153V154H187ZM198 154H197V153ZM201 152V153H200ZM161 153V154H160ZM162 153H163V155H162ZM170 153H173V152H170ZM206 153V154H205ZM211 153V154H210ZM214 153V154H213ZM160 154V155H159ZM185 154H183V156H186ZM187 155H190V154H187ZM193 157V158H194ZM186 158H189L188 156H186ZM190 158H189V160H190ZM185 159V158H184ZM163 160V161H162ZM185 161H186V159H185ZM182 163V162H181ZM230 163V162H229ZM241 163V162H240ZM232 164V163H231ZM230 164V165H231ZM227 166H228V164H226ZM225 165V167H227ZM182 166V167H181ZM160 167V168H159ZM177 167V166H176ZM159 168V169H158ZM258 169V168H257ZM25 170V169H24ZM161 170V171H160ZM188 170V171H187ZM259 171L261 170V167L258 169ZM160 171V172H159ZM177 173H176V172ZM257 172V174H256V182H257V180H258V182L256 183V184H254V183H252V187H254L253 186V184L254 185H257V184H259V185H261V186H259V185H257L256 186V189L258 190V188L257 187H262V189L264 190V186H262L263 184H261V183H264V182H261L260 180H262V181H264V170L262 169V172L260 171V172ZM23 172H27V170L26 171H23ZM172 172V173H171ZM191 174H190V173ZM153 172H151V174H152ZM153 173V174H154ZM160 173V174H159ZM176 173V175H178L177 177H176V175H174ZM262 173V174H261ZM150 174V175H151ZM159 174V175H158ZM259 174V175H258ZM165 175H167V176H165ZM185 175V176H184ZM188 175H189V178H191V179H189V178H187L188 177ZM258 175V176H257ZM166 177V179H165V177ZM180 176H182V178H184L183 179V182H184V180H185V182H186V180H187V185H186V183L184 184V188H186V191H185V189L184 188H182L181 187V185H183V182H181L182 181V178L180 177ZM159 177V178H158ZM175 177V178H174ZM193 177H195V176H193ZM257 177H259L260 179H257ZM163 178V179H162ZM170 178V179H169ZM177 178H178V180H177ZM159 179H162L161 181H163L162 183H160V180ZM164 180H166L165 181V184H164ZM168 180V181H167ZM174 180H175V182H174ZM213 180V179H212ZM221 180V181H220ZM206 181V182H205ZM259 181H260V183H259ZM158 182H159V184H158ZM166 182H167V184L168 185H166ZM209 184H208V183ZM215 184H214V183ZM156 183V184H155ZM180 183V184H179ZM190 183V182H189ZM155 184V185H154ZM172 184V185H171ZM205 184V185H204ZM206 184H208V186H206ZM229 184V185H228ZM216 185V186H215ZM167 186V187H166ZM186 186V187H185ZM201 186V187H200ZM206 186V187H205ZM210 186V187H209ZM213 186V187H212ZM221 186V187H220ZM164 187H165V189H164ZM169 187H170V189H169ZM176 187V188H175ZM178 187V188H177ZM181 187V188H180ZM188 187V188H187ZM208 187H209V189H208ZM221 189H220V188ZM53 188H57L56 186H54L53 185ZM173 188V189H172ZM180 188V189H179ZM191 189L192 190V192L191 191H189L188 189ZM200 188H201V190H200ZM217 188H218V190H217ZM255 188V187H254ZM163 189V190H162ZM181 189H184V190H181ZM195 189H197V190H195ZM205 189V190H204ZM255 189V190H256ZM260 189V191L259 192H263L264 193V191L261 189V188H259ZM158 190H160V192H162V194H160V192H158ZM174 190H176V191H174ZM187 190L189 191V193L191 192V194H193V195H191V194H187ZM200 190V191H199ZM204 190V191H203ZM215 190V192H213ZM170 191V192H169ZM173 191H174V194H173ZM180 191V192H179ZM183 192V194L184 193H186L187 195H183L182 194V192ZM185 191V192H184ZM196 191V192H195ZM207 193H206V192ZM222 191V192H221ZM224 191V192H223ZM227 191V192H226ZM158 192V193H157ZM167 192V193H166ZM178 192V193H177ZM194 192V193H193ZM201 192V193H200ZM202 192H204L203 194H202ZM212 192H213V194H212ZM232 192V193H231ZM261 192V193H262ZM226 193V194H225ZM171 194V195H170ZM175 194H178V195H175ZM180 194V195H179ZM206 194V195H205ZM219 194V195H218ZM225 194V195H224ZM260 194V193H259ZM258 194V199H256V200H254V202L256 203V205H257V207L259 208V209H261L262 211V213L264 214V195L262 196L261 194V197H263V198H259V195ZM166 195L168 196V197H166ZM188 195H189V197H188ZM202 195V196H201ZM214 195V196H213ZM160 196V197H159ZM171 196V197H170ZM179 196V197H178ZM182 196V197H181ZM191 196H192V198H191ZM199 196V197H198ZM205 196V197H204ZM161 197H163V199L161 198ZM173 197V198H172ZM185 197H188V201L186 200L187 198H185ZM217 197V198H216ZM230 197H232V198H230ZM234 197V198H233ZM157 198V199H156ZM168 198H169V200H168ZM171 198V199H170ZM179 198L180 199H183L182 200V202H180L179 201ZM184 198H185V200H184ZM198 198V199H197ZM205 198V199H204ZM215 198V199H214ZM224 198V199H223ZM227 198V199H226ZM161 199V200H160ZM164 199H165V201L166 200H168L167 202H165L164 201ZM174 199H175V201H174ZM193 199H194V201H193ZM201 199V200H200ZM202 199H204V200H202ZM229 199H231V200H229ZM234 199V200H233ZM260 199V203L257 201V200H259ZM233 200V201H232ZM235 200H237V203H235V204H233L232 203V206H231V202H235ZM156 201V202H157ZM161 201H163V204H162V202ZM174 201V202H173ZM257 201V202H256ZM262 201H263V203H262ZM156 202H154L155 204H156ZM159 202H157V204H159ZM179 202V203H178ZM185 202V203H184ZM195 202V203H194ZM201 202H202V205H201ZM228 202V203H227ZM167 203V204H168ZM177 204V205H175V204ZM182 203V204H181ZM184 203V204H183ZM188 203V204H187ZM222 203V204H221ZM259 204V206H258V204ZM185 204H187V205H185ZM198 204H199V206H198ZM261 204H262V206H261ZM182 205H183V207H182ZM193 205V206H192ZM207 205H208V207H207ZM232 207L231 209H230V206ZM185 206V207H184ZM187 206V207H186ZM203 206H204V209L205 210H203V211H201L202 209H203ZM224 206V207H223ZM227 206H229V207H227ZM201 208L200 209V213H206L205 215H208V214H210V216L207 218V219H209V220H213V221H209V223L208 224H210V225H212V226H206L205 225V223L203 224V226H201L202 228L203 227H205L204 228V233L203 234H205V235H203V234H201L200 236H199V234L201 233H199L197 230H199L197 227H195L194 229H190L189 228V224L191 225V223H189V219L188 218H186L185 216V213L188 211L187 210V208L189 209V208H194V209H196V210H198V208ZM157 207H155V209H156ZM207 208V209H206ZM211 210H210V209ZM214 208L216 209V210H214ZM218 208V209H217ZM224 208H227V209H229V210H227V211H225V209ZM263 208V209H262ZM155 209L153 210L154 212H156L155 211ZM176 209V208H175ZM223 209V210H222ZM233 209V210H232ZM241 209V210H240ZM169 210V211H168ZM180 210V211H179ZM213 210V212H211ZM218 210H219V216H218ZM221 210V211H220ZM231 210V211H230ZM152 211V212H153ZM207 211H208V213H207ZM224 213H223V212ZM153 212V214H154V217H155V219L159 216L157 213H154ZM177 212V213H176ZM217 212V213H216ZM176 213V214H175ZM152 214V215H153ZM212 214V215H211ZM215 214H217V215H215ZM223 215V216H220V215ZM156 215V216H155ZM182 215H184V216H182ZM173 216V215H172ZM212 216H213V218H212ZM214 216L216 217L215 219H217L218 217V220L219 221H221V222H219V223H217L216 221H215V219H214ZM229 216H231V215H229ZM222 217V218H221ZM186 218V219H185ZM210 218H212V219H210ZM224 218V219H223ZM258 218H260V217H258ZM258 218H256V222L258 221ZM223 219V220H222ZM227 220V221H226ZM228 220H230V221H228ZM160 221H161V223H163V221L165 222V219H161V220H159L158 222L160 223ZM233 221V220H232ZM254 221V222H255ZM208 222V221H207ZM210 222H212V223H214L215 224V222H216V224H215V226H213L214 224H212V223H210ZM225 222H226V224H225ZM252 222V221H251ZM254 222H252V223H254ZM261 222V221H260ZM259 222V224L261 225V223ZM157 223V222H156ZM180 223V224H179ZM182 223V224H181ZM185 223H187L186 224V226H188V227H184L185 225H183V224H185ZM224 223V224H223ZM222 224V225H221ZM259 224H257L258 226H259ZM163 225V224H162ZM161 225V226H162ZM205 225V226H204ZM193 226V225H192ZM219 226H221V227H219ZM228 226V227H227ZM237 226V227H236ZM189 228V231H190V233H189V231H183L182 230V228ZM194 227V226H193ZM212 227V228H211ZM214 227H215V229H214ZM227 227V228H226ZM237 228L236 230H235V233L237 234V236H236V234L234 233V231H233V234H235V235H233V234H231L232 233V231L231 230H233V228ZM154 229L156 228L157 230H158V228L159 227H153ZM201 228V229H202ZM217 228V229H216ZM234 228V229H235ZM160 229V228H159ZM173 229V228H172ZM171 229V230H172ZM206 229V230H205ZM153 229L151 228V231H152ZM192 230H193V232H192ZM154 231V230H153ZM158 231H160V230H158ZM158 231H156L158 234H159V232ZM195 231H197L198 233H195ZM202 231V232H203ZM174 232V233H173ZM213 232V233H212ZM221 234H220V233ZM223 232L225 233V234H223ZM231 232V233H230ZM157 233H156V235H157ZM219 233V234H218ZM258 233H260V232H258ZM206 234H207V236H206ZM156 235H155V237H156ZM228 235V236H227ZM209 236V237H208ZM214 236V237H213ZM232 236H233V239H232ZM238 238H236V237ZM157 237H159V236H157ZM156 237V239H158ZM169 237V238H168ZM205 237H206V239H205ZM246 237V236H245ZM164 238H165V235H164ZM211 238H212V240H211ZM215 238V239H214ZM223 238V239H222ZM255 238V240H256V243L254 244L253 242H251V240H253V239ZM264 238V237H263ZM160 239V238H159ZM159 239H158V241H159ZM176 239V240H175ZM179 239V241H177ZM214 239V240H213ZM218 239V240H217ZM225 239V240H224ZM228 239V240H227ZM233 241H232V240ZM244 240L243 241V243L244 242H246V244L247 245H245V243L244 244H242L241 243V240ZM260 239H262V237H260ZM173 240H175V242H173ZM182 240V241H181ZM221 240V241H220ZM240 240V241H239ZM255 240H253L254 242H255ZM258 240V241H257ZM170 241V242H169ZM173 243H172V242ZM224 241V242H223ZM228 241H229V243H228ZM231 241H232V243H231ZM159 242H161V241H159ZM185 242V243H184ZM219 242H221V243H219ZM227 242V243H226ZM237 242H240V243H238V244H240V245H245V246H243V247H241L240 245L238 246V244H237ZM260 242V243H259ZM206 243H207V245H206ZM248 243H249V245H248ZM253 245H252V244ZM186 244V245H185ZM187 244H189V245H187ZM193 244V245H192ZM228 244V245H227ZM231 246H230V245ZM233 244H235V246L233 245ZM192 245V246H191ZM195 245V246H194ZM226 245V246H225ZM189 246V247H188ZM191 246V247H190ZM227 246H229V248H231V250L233 249V256H231L232 255V252H231V250H229V248H227ZM233 246H234V248H233ZM237 246V247H236ZM247 246H248V249H244V248H247ZM252 246H253V248H252ZM196 247H198V248H196ZM241 247V248H240ZM173 248V249H174ZM186 248V249H185ZM237 250H236V249ZM257 248V249H256ZM263 250H262V249ZM192 249V250H191ZM196 249V250H195ZM198 249V250H197ZM174 250V251H175ZM181 250H177V252H179L180 253V251ZM191 250V251H190ZM194 250H195V252H194ZM236 250V251H235ZM254 250V251H253ZM203 251V252H202ZM207 251V252H206ZM239 251V252H238ZM259 251H261V252H259ZM170 252V251H169ZM176 251H175V255H176V253H177ZM204 252H206V253H204ZM179 253H177V254H179ZM196 253V254H195ZM198 253V254H197ZM261 253V254H260ZM194 254L196 255V256H194ZM205 254V255H204ZM207 254V255H206ZM238 254V255H237ZM241 254V255H240ZM240 255V256H239ZM256 255V256H255ZM260 255V256H259ZM178 256V255H177ZM183 256H182V258H183ZM193 256V257H192ZM213 256H214V258H213ZM238 256V257H237ZM262 256V257H261ZM203 257V258H202ZM220 258V261H222L221 263H219L218 261H213V260H219V258ZM210 258V259H209ZM257 258V259H256ZM196 259V260H195ZM213 259V260H212ZM120 260H123V258L122 259H120ZM124 260H125V258H124ZM126 261H127V259H126ZM115 261H108L107 262V264H113ZM122 262H124V261H122ZM116 263V262H115ZM114 263V264H115ZM191 263V264H192Z\"/></svg>",
  "mask_w": 264,
  "mask_h": 264
}]
</instances>
